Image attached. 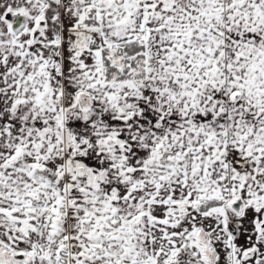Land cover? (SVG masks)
Segmentation results:
<instances>
[{
  "label": "snow or ice",
  "instance_id": "obj_1",
  "mask_svg": "<svg viewBox=\"0 0 264 264\" xmlns=\"http://www.w3.org/2000/svg\"><path fill=\"white\" fill-rule=\"evenodd\" d=\"M0 264H264V0H0Z\"/></svg>",
  "mask_w": 264,
  "mask_h": 264
}]
</instances>
